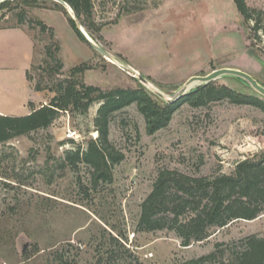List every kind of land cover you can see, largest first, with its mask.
<instances>
[{"label":"rangeland","instance_id":"obj_1","mask_svg":"<svg viewBox=\"0 0 264 264\" xmlns=\"http://www.w3.org/2000/svg\"><path fill=\"white\" fill-rule=\"evenodd\" d=\"M49 1L0 9V64L9 66L0 67V111L24 115L30 105L25 97L47 103L80 63L92 67L80 79L104 92L137 85L118 63L165 92L221 67L239 68L264 84L263 0H245L252 10L247 22L233 0H91L99 31L94 38L88 34L118 63L82 41ZM37 21L51 31L41 30ZM12 27L32 37L29 82L39 84V93L26 90L22 67L29 49L23 35L7 29ZM56 61L62 64L59 73L51 70ZM216 82L260 95L234 77ZM99 105L91 103L85 113L61 112L47 129L0 144V264H182L212 252L204 264H219L233 258L242 238H264V213L213 229L188 246L173 232L137 229L140 204L158 169L229 174L239 160L264 152L261 110L227 100L197 107L182 103L165 128L148 134L133 103L114 112L109 123V139L124 158L113 166L111 182L93 185L86 165L62 162L66 151L97 136L93 120ZM67 129L78 137L68 141Z\"/></svg>","mask_w":264,"mask_h":264},{"label":"trees","instance_id":"obj_2","mask_svg":"<svg viewBox=\"0 0 264 264\" xmlns=\"http://www.w3.org/2000/svg\"><path fill=\"white\" fill-rule=\"evenodd\" d=\"M49 0H5L0 2V9L12 8L13 5H35ZM75 12L85 30L94 38L99 31L92 19L91 0H64ZM237 10L247 22L252 17V10L245 0H233ZM53 6L60 8L67 16V21L84 42L73 20L64 7L50 0ZM41 30L49 29L41 22H36ZM259 28L256 18L252 31ZM87 43V42H86ZM46 55L53 60L49 48ZM62 64L56 61L51 69L59 73ZM89 64L80 63L70 68L68 76L58 83V92L47 103L34 107L22 116L0 114V142L12 138L27 136L37 130L50 127L61 112L71 109L85 113L91 103L100 102L93 123L97 136L89 139L84 147L80 145L68 150L63 156V165L76 168L78 164L86 165L90 170L91 183H109L113 179V166L120 163L124 155L115 148L109 139V123L112 114L123 108L136 104L145 121L148 134L165 128L174 112L182 103L192 106H206L210 103L227 100L237 105H250L264 113V99L255 93L235 90L216 80L199 87L173 103H165L150 93L139 82L135 87L113 88L107 92L98 86L84 83L79 74L91 69ZM26 78L30 80L29 71ZM33 87V86H32ZM40 90L39 84L33 87ZM71 141V139H67ZM264 213V152L255 153L239 160L231 173H219L210 176L191 175L178 169L160 168L152 183L150 192L140 204L137 222L138 231L173 232L180 239L182 246L207 238L213 229L221 228L236 220L251 221ZM240 250L233 253V258L219 264H264V238L248 235L240 240ZM23 255L28 258L25 251ZM214 253L184 261L182 264H204Z\"/></svg>","mask_w":264,"mask_h":264},{"label":"water","instance_id":"obj_3","mask_svg":"<svg viewBox=\"0 0 264 264\" xmlns=\"http://www.w3.org/2000/svg\"><path fill=\"white\" fill-rule=\"evenodd\" d=\"M5 0H0L3 2ZM59 4H61L70 18L73 20L77 30L80 32L84 40L87 42L89 46H91L94 50H96L102 57L105 59L117 62V60L102 46L97 44L94 39L88 34V32L84 29L83 25L78 20L75 12L71 8V6L64 0H52ZM118 63V62H117ZM119 66L122 67L128 74L132 77L136 78L137 81L144 86L148 91L157 96L160 100L165 103H173L181 97L190 94L196 91L199 87L207 85L209 82L216 80L219 77H234L239 79L248 85L253 91L257 92L261 96L264 97V84L260 83L257 79L251 76L249 73L235 67H221L217 69H213L210 72L204 75H192L188 77L177 89L172 92H165L163 90L158 89L152 82L143 77L139 72L135 69L122 65V63H118ZM23 251V250H22Z\"/></svg>","mask_w":264,"mask_h":264},{"label":"crops","instance_id":"obj_4","mask_svg":"<svg viewBox=\"0 0 264 264\" xmlns=\"http://www.w3.org/2000/svg\"><path fill=\"white\" fill-rule=\"evenodd\" d=\"M7 29H10L11 31H14V32H18L19 34L23 35V37H25V41H26V45H27V48L29 49V52H28V60H27V63L22 67V70L23 71V75L25 77V85H26V90L27 92L30 90V91H35L31 85V83L29 82V80L26 78V71L28 70L29 68V65L31 64L32 60H33V40H32V37L30 35H28L22 28L20 27H12V28H7ZM0 67H9L7 64L6 65H2L0 64ZM39 93V91H37ZM29 93V92H28ZM25 99H28L27 102L30 104L28 109L26 110L25 114H28L30 112V110L34 107H38L40 106L41 104H44V103H41V100L40 98H38V101L37 103H31L30 102V99L28 97H25L23 98L22 100L26 101ZM43 100V99H42ZM43 102V101H42ZM0 114L2 115H10L8 113H5L3 111H0ZM24 114V115H25ZM14 116V115H13Z\"/></svg>","mask_w":264,"mask_h":264},{"label":"built area","instance_id":"obj_5","mask_svg":"<svg viewBox=\"0 0 264 264\" xmlns=\"http://www.w3.org/2000/svg\"><path fill=\"white\" fill-rule=\"evenodd\" d=\"M263 4H264V0H263ZM78 135L79 134L77 133V131L75 129H67L66 134H65L67 139H76L78 137ZM0 144H2V143L0 142Z\"/></svg>","mask_w":264,"mask_h":264}]
</instances>
